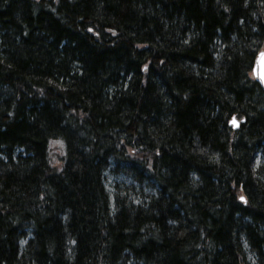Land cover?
Instances as JSON below:
<instances>
[{
  "label": "trees",
  "instance_id": "16d2710c",
  "mask_svg": "<svg viewBox=\"0 0 264 264\" xmlns=\"http://www.w3.org/2000/svg\"><path fill=\"white\" fill-rule=\"evenodd\" d=\"M263 48L264 0H0V264H264Z\"/></svg>",
  "mask_w": 264,
  "mask_h": 264
},
{
  "label": "water",
  "instance_id": "95a60500",
  "mask_svg": "<svg viewBox=\"0 0 264 264\" xmlns=\"http://www.w3.org/2000/svg\"><path fill=\"white\" fill-rule=\"evenodd\" d=\"M253 76L254 79L260 84L262 89L264 90V49L260 51L255 59L254 66H253ZM238 121V124L234 123L233 121ZM244 120H242L243 122ZM240 121L235 117L231 119L230 124L233 125L235 129H237L240 125Z\"/></svg>",
  "mask_w": 264,
  "mask_h": 264
},
{
  "label": "rangeland",
  "instance_id": "374dc122",
  "mask_svg": "<svg viewBox=\"0 0 264 264\" xmlns=\"http://www.w3.org/2000/svg\"><path fill=\"white\" fill-rule=\"evenodd\" d=\"M259 158H260V155H259ZM124 184H127V186H129L128 184H130V180H128L127 178H125L122 175H117V174L113 173L112 171L107 172V174H106V187H107V190L111 194H114L117 185H121V186L123 185L124 186ZM133 185H135V184H133ZM133 187H135L136 191H138L139 187L137 185L133 186Z\"/></svg>",
  "mask_w": 264,
  "mask_h": 264
},
{
  "label": "snow or ice",
  "instance_id": "6c2138e0",
  "mask_svg": "<svg viewBox=\"0 0 264 264\" xmlns=\"http://www.w3.org/2000/svg\"><path fill=\"white\" fill-rule=\"evenodd\" d=\"M234 123L238 124V121H233ZM241 200H244L245 198L243 196L240 197Z\"/></svg>",
  "mask_w": 264,
  "mask_h": 264
}]
</instances>
